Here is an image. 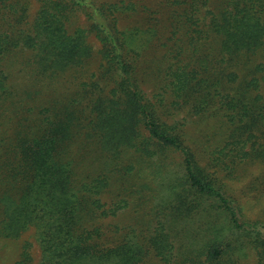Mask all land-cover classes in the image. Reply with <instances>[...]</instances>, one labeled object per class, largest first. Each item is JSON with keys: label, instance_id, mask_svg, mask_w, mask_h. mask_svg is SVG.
Instances as JSON below:
<instances>
[{"label": "trees", "instance_id": "trees-1", "mask_svg": "<svg viewBox=\"0 0 264 264\" xmlns=\"http://www.w3.org/2000/svg\"><path fill=\"white\" fill-rule=\"evenodd\" d=\"M208 3L209 0H169L177 8L175 17L171 16L173 20L167 18L168 29L176 34L188 26L190 35L191 26L199 25L201 20L193 18ZM114 4L103 7L96 0H46L34 21L23 25L27 5L21 0H0V63L15 51L23 52L29 55L26 65L32 75L53 79L71 72L73 76L90 52L84 30L69 33L62 18L69 8H79L91 18L105 46L108 64L103 66L102 75L114 81L109 93L89 102L87 111L80 107V99L62 98L54 102L52 109L47 107L50 115L40 113L28 123L19 121L12 148L5 149L4 137L0 138V236L19 237L22 230L33 227L42 253L40 264H87L85 258L89 255L102 264H149L148 260L153 264H264V235L257 228L264 223L244 218L242 221L223 185L196 161L177 126L164 119V97L156 103L147 96L137 70L142 53L130 47L132 34L120 27L119 16L124 9ZM174 18L178 24L174 25ZM202 19L196 32L206 39L204 43L211 41L215 51L212 59L217 63L205 64L204 72L177 67V81L171 92L185 98V102L194 100L200 112L219 105L215 114L223 117L231 130L219 152L220 160H225L222 154L230 160L224 162L225 168L248 160H260L264 165V77L246 76L239 82L240 71L248 67L250 56L264 44V0H221L217 11L206 9ZM156 28L157 25L150 30ZM8 78L5 67H0V101L5 99V93L11 95L5 84ZM143 129L148 132L144 144L155 141L159 147L183 155L191 187L202 198L214 200L228 223L250 238L244 257L230 252L231 242L223 244L219 240V229L199 254L180 259L172 253L175 246L168 242L167 232L143 237L141 244L132 247L129 241L109 244L96 239L101 237L99 229L88 232L84 227L91 215L103 209L101 199L93 195H100L107 182L100 174L93 181L86 176L76 181L82 160V155L77 159L78 147L92 141L98 151L106 154L126 151L136 146ZM115 211L114 208L111 213ZM101 214L109 212L103 209ZM23 247L13 264H32L30 245Z\"/></svg>", "mask_w": 264, "mask_h": 264}, {"label": "rangeland", "instance_id": "rangeland-1", "mask_svg": "<svg viewBox=\"0 0 264 264\" xmlns=\"http://www.w3.org/2000/svg\"><path fill=\"white\" fill-rule=\"evenodd\" d=\"M21 1L27 5L24 25L34 21L42 1L46 0ZM96 1L103 7L116 3L120 10L124 9L119 16L122 19L120 27L128 35L132 34L130 47L142 53L138 58L137 70L147 96L156 103H159L160 97H164V109L167 110L164 119L177 126L196 161L223 185L228 196L235 201L242 221L250 219L251 223L261 221L263 224L264 165L260 160H248L225 168L224 162L229 163L230 160L224 154L221 159L225 160H220L219 152L229 140L231 130L226 120L215 114L219 105L208 106V111L200 112L195 108L194 100L185 102V98H177L171 92L177 81V74L174 73L177 67L190 72H204L205 64L216 65L217 60H213L211 55L215 53L211 41L204 43L206 39L196 32V28L203 24L206 9L217 11L221 0H209L202 13L196 14L197 18L195 16L193 20H201L199 25L191 26L190 35L187 34L188 26L176 34L171 28L168 29L167 18L173 20L171 16L175 17L177 8L169 4V0ZM210 18L209 14L207 19ZM62 20L69 33L84 30L90 52L88 59L76 68L73 76L70 72L53 79L32 75L26 65L29 55L23 52L15 51L1 61L0 67H5V74L9 77L5 84L11 92V95L5 93V99L0 101V116L3 115L0 138L4 137L5 149L12 148L14 130L19 121L28 123L33 115H48L47 107L52 109L54 102L62 98L80 99V107L87 111L94 97L104 96L114 86L112 79L102 75L103 66L108 64L104 55L105 46L98 38L91 18L82 9L69 8ZM174 20L176 22L177 18ZM155 24L156 30H150ZM240 72V83L247 77H264V44L250 56L248 67ZM261 91L264 93V80ZM174 99H179L178 103L173 102ZM147 138L148 132L143 129L136 146L118 153L98 151L92 141L82 148L78 147L77 159L82 155V160L76 181L81 182L85 176L93 181L92 178L100 174L107 182L106 186H101V194H94L93 197L101 199L103 209L109 214L102 215L101 209L91 215L84 223L88 232L99 229L101 237L96 239L106 240L109 244L129 241L132 247L141 244L143 237L167 232L170 238L168 242L170 240L175 246L172 249L174 257L183 259L199 254L205 242L218 234L219 229V240L223 244L231 242L233 248L230 252L244 257L249 247L246 242L250 238L228 223V217L216 209L214 200L202 198L191 187L187 181L183 155L161 148L155 141L144 144ZM144 146L151 154L144 151ZM114 208L115 213H111ZM257 228L264 235V226ZM26 243L30 245L32 264H40L42 253L33 227L22 230L19 237L0 236V264L15 263ZM192 250L195 252L187 255ZM85 261L87 264L103 263L91 255ZM148 262L153 264L151 260Z\"/></svg>", "mask_w": 264, "mask_h": 264}]
</instances>
